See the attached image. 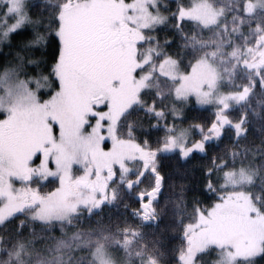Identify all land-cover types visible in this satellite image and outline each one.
Here are the masks:
<instances>
[{"label":"rangeland","instance_id":"374dc122","mask_svg":"<svg viewBox=\"0 0 264 264\" xmlns=\"http://www.w3.org/2000/svg\"><path fill=\"white\" fill-rule=\"evenodd\" d=\"M3 2L0 51L13 26L18 31L34 22L31 5L40 2L46 15L37 22L44 20L48 29L49 20L56 21L55 14L61 55L55 66L59 87L45 100L39 92L50 89L49 80L25 79L12 67L0 77V226L35 204L29 209L32 219L62 222L64 229L65 224H78L79 218L84 220L107 201L111 203L125 185H134L143 193L152 189L151 169L156 168L158 154L134 137L127 138L129 133L119 136L122 118L142 103L141 94L148 90H155L161 100L169 95L170 100L192 99L197 107L213 110L220 116V126L233 129L237 139L245 135L240 110L251 114L263 110L264 55L258 60L256 54L264 53V0H248L245 11L249 15L239 12L237 20L224 21L226 26L250 27H241L235 34L225 26L212 27L233 6H242L239 3L227 0L226 8H220L211 0H198L181 8L178 28L184 25L182 21L196 23L194 37L204 47L199 50L204 56L188 71L178 58L166 57L163 47L149 41L167 24L163 0ZM203 27L208 31L206 37ZM205 94L206 101L199 99ZM155 99L147 110L164 122L166 110L155 109ZM252 99L255 102H248ZM171 113L176 114V109ZM164 128L168 136L159 154L179 153L188 158L206 153L203 127L165 124ZM238 158L242 157L236 152L231 161ZM252 170L258 172L259 166ZM217 180L213 188L219 199L208 208H198L188 227L190 250L180 264H201L198 259L205 253L202 264H251L264 250V213L248 187L254 185L255 175L227 165ZM51 181L56 183L49 192L43 186ZM145 182L151 186L141 190ZM35 192L42 196L34 197ZM97 235L87 234L89 242H80L83 254L79 261L157 264L135 248L131 238L124 240L112 230Z\"/></svg>","mask_w":264,"mask_h":264},{"label":"trees","instance_id":"16d2710c","mask_svg":"<svg viewBox=\"0 0 264 264\" xmlns=\"http://www.w3.org/2000/svg\"><path fill=\"white\" fill-rule=\"evenodd\" d=\"M196 1L198 0H163L167 24L159 27L154 34L156 36L149 39L155 43V47H163L162 54L166 57L178 58L185 71L190 70L192 65L204 56L199 52L204 47L200 46L197 37H194L196 23L182 21L184 25L178 28L181 23L178 20L181 8H189ZM211 1L220 8H226L227 0ZM241 1L240 3L239 0H232L234 4L239 3L242 6H233L232 10L226 11L218 25L212 29H222L225 26L231 30L230 34H235L241 27L245 30L250 28L240 24L229 26L224 24V21L237 20L239 12L249 15L245 11L248 0ZM3 7L5 8V2L0 0V10H3ZM44 7L45 5L40 2L32 4L31 14L34 22L24 29L15 31V34L12 33L8 43L0 51V77L12 67L11 69H17L25 79L40 77L43 81L49 80L50 89L46 93L39 92L43 100L59 87L55 66L61 55V43L56 31L59 23L55 14L56 21L51 22L50 19L48 22L52 27L48 29L44 27L47 25L44 20L37 22L43 14L46 15ZM49 15L53 16V11ZM206 29L204 27L202 29V35L205 37L208 36ZM41 36L44 40L38 45L30 44L27 49L25 48L31 39ZM16 55L18 60H15ZM261 55L264 53L256 54L258 60H261ZM255 75L259 76V73ZM156 96L155 90L141 94L142 103L122 118L119 136L127 137L129 133L127 138L134 137L151 152L158 154L155 161L156 170L164 177V189L154 205L157 225H143L138 219H134L131 210L139 206L135 198V192L138 191H134V188L128 189L126 186L121 187L120 193L114 195L111 203L107 201L97 212L85 215L84 220L79 218L78 224L70 222L65 224L64 229L60 227L64 224L62 222L42 223L32 219L29 215V209L35 205L32 204L26 212L12 217L0 226L2 242L0 264H86L84 260L79 261L83 253L80 242H89L86 235L95 237L101 230H112L124 240L131 238L134 247L150 255L157 264H180L182 257L190 250L188 227L193 222L198 208H208L219 199L213 185L219 182L217 177L227 165L233 167L237 165L244 172L253 175L257 173L254 185L248 187L251 188L260 211L264 213V107L262 112L257 114H251L246 110L244 112L243 108L240 110L239 117L244 118L245 135L237 139L233 129H223L220 126V116L213 110L197 107L192 99L170 100L172 96L169 95L161 100ZM153 99L155 109L166 110L164 122L158 120L154 112L147 110ZM248 102L253 103L255 99ZM172 103L176 104L175 108H172ZM171 108L176 109V114L179 113L180 116L172 114ZM165 124H173L176 128L203 127L206 153H195L188 158H183L179 153L159 154L158 151L168 136ZM217 129L220 130L219 133ZM236 152L242 158L232 162L231 157ZM256 165L259 166L258 172L252 170ZM55 183L51 181L43 188L51 192ZM149 183H143L140 186L141 190L149 188L151 186ZM32 195L36 198L42 196L39 192ZM94 215L98 217L95 218ZM98 245L99 243L95 244ZM205 256L206 253L202 254L198 262L202 264ZM251 264H264V250L260 256L251 260Z\"/></svg>","mask_w":264,"mask_h":264},{"label":"water","instance_id":"95a60500","mask_svg":"<svg viewBox=\"0 0 264 264\" xmlns=\"http://www.w3.org/2000/svg\"><path fill=\"white\" fill-rule=\"evenodd\" d=\"M151 173L155 177V183L153 189L148 191L147 193H144L143 197L141 195L138 196V199L140 200V209L137 210V217H140L143 219L144 224H149L152 222H155L157 218L154 216V209H153V203L156 202L159 199V196L162 194L163 189H164V178L162 175L158 174L155 169L151 170ZM157 181H159V187H157ZM155 191V196L152 195V192ZM147 199V200H146ZM150 202L147 205L148 211L145 210L144 202ZM145 216L147 218H145Z\"/></svg>","mask_w":264,"mask_h":264},{"label":"snow or ice","instance_id":"6c2138e0","mask_svg":"<svg viewBox=\"0 0 264 264\" xmlns=\"http://www.w3.org/2000/svg\"><path fill=\"white\" fill-rule=\"evenodd\" d=\"M13 34H15V26H13ZM41 40H44V37L41 36V37H37V38H35V39H31V40L29 41V43L35 46V45H38L39 42H40ZM45 42H46V41H45ZM199 99L206 101V99H207L206 94H205L204 97H199ZM224 106L227 107L228 105L225 104ZM224 119H226V118H224ZM237 127L239 128V125H238V124H237ZM219 131H220V130L217 129V133H219ZM168 147L171 148L172 145L169 144ZM157 187H159V181H157ZM155 194H156L155 191H153V192H152V195L155 196ZM140 195H141V197H143L144 193H140ZM97 203H99V201H97ZM148 203H150V202H147V201H146V202H144V205H143V206L145 207V210H146V211H148V208H147ZM145 218H147V217L145 216Z\"/></svg>","mask_w":264,"mask_h":264},{"label":"crops","instance_id":"0c3cea01","mask_svg":"<svg viewBox=\"0 0 264 264\" xmlns=\"http://www.w3.org/2000/svg\"><path fill=\"white\" fill-rule=\"evenodd\" d=\"M257 175V173L255 172V176ZM251 200V199H250Z\"/></svg>","mask_w":264,"mask_h":264},{"label":"bare ground","instance_id":"6f19581e","mask_svg":"<svg viewBox=\"0 0 264 264\" xmlns=\"http://www.w3.org/2000/svg\"><path fill=\"white\" fill-rule=\"evenodd\" d=\"M83 254V253H82Z\"/></svg>","mask_w":264,"mask_h":264}]
</instances>
